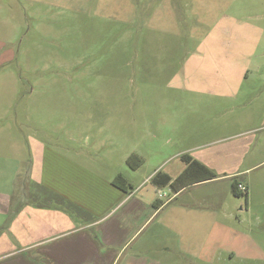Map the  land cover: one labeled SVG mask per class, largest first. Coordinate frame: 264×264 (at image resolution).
<instances>
[{
	"label": "rangeland",
	"instance_id": "obj_1",
	"mask_svg": "<svg viewBox=\"0 0 264 264\" xmlns=\"http://www.w3.org/2000/svg\"><path fill=\"white\" fill-rule=\"evenodd\" d=\"M263 114L264 0H0V154L11 157L14 147L26 162L31 137L45 145L42 184L32 181L22 199L35 210L78 215L59 199L62 157L85 173L126 181L133 153L147 159L138 179L166 160L165 170L178 171L182 154L225 173L264 140V131L231 138ZM260 173L263 181L264 163L239 183L252 191ZM221 184L229 186L231 217L219 218L229 248L185 264H264V208L255 218L244 193ZM13 209L1 221L0 244L11 246L0 264L30 262L24 238H31L21 233L45 222L35 214L31 223L14 222L20 208Z\"/></svg>",
	"mask_w": 264,
	"mask_h": 264
},
{
	"label": "crops",
	"instance_id": "obj_2",
	"mask_svg": "<svg viewBox=\"0 0 264 264\" xmlns=\"http://www.w3.org/2000/svg\"><path fill=\"white\" fill-rule=\"evenodd\" d=\"M256 119H260L255 122L256 125L250 124L246 131L234 134L231 138L264 131V114ZM248 121L254 122L251 115L248 116ZM263 149L264 140L254 150L248 146L247 152L235 157V164L229 166L225 173L218 172L215 179L193 184L176 193L169 185L156 187L153 178L158 172H162L175 179L185 165L178 171H168L163 166L166 160L138 179L135 173L147 159L133 153L142 164L135 169L130 168L134 174L130 175L127 182L132 189L124 192L111 184L115 173L112 172L108 179L85 173L84 168L62 157L58 190L60 196L57 195L62 204L66 205V201L79 211L77 216L70 217L62 209L35 210L32 203L27 205L22 200L26 188H32V181L42 184L46 147L41 141L32 142L31 137L29 160L26 162L20 157L15 158L14 147L11 149V157L0 154V230L4 229L1 221L5 213L12 210L15 215V206L20 208V213H17L14 222L23 217L31 223L32 214L37 219L45 220L46 223L42 226L25 227L21 233L31 238L24 240H31L28 248L32 246V260H20L19 264H185L186 258L197 260L210 251L229 248V228L219 221L220 216L224 220L231 217L224 206L229 186L221 184L223 181H228L232 186V180L236 179L238 186L242 185L246 189V212L253 209V214L256 215V208H264V179L260 180L263 175L259 174L257 183L253 181L252 191L249 189L251 184L245 187L238 180L248 176L251 171H259L264 163L260 155ZM180 154L181 152L175 155ZM199 162L217 170L206 161ZM47 164L50 169L54 168L50 161ZM63 165H71L75 173L70 175L69 171L67 173L63 169ZM6 168L12 172L11 176L5 177ZM207 185L211 186L207 191L208 188H205V192H190L191 189ZM158 191L165 192L166 197L159 198ZM185 193L186 196L181 198ZM239 210H243L241 206ZM77 223H81L78 228H71ZM75 233V238H67ZM62 237L66 239L65 242L52 244ZM10 246L0 244V251ZM42 246L45 248L41 249ZM37 248L40 249L35 252Z\"/></svg>",
	"mask_w": 264,
	"mask_h": 264
},
{
	"label": "trees",
	"instance_id": "obj_3",
	"mask_svg": "<svg viewBox=\"0 0 264 264\" xmlns=\"http://www.w3.org/2000/svg\"><path fill=\"white\" fill-rule=\"evenodd\" d=\"M136 158L137 157L135 155H130L127 158V163L131 169H135L142 164L141 160ZM180 159L185 164L184 170L175 179H172L165 173L158 172L153 178V183L156 187L163 188L166 185H169V188L174 193H176L185 187L203 181L213 180L217 177L216 173L212 169L200 163L189 154L181 155ZM111 184L117 189H120L124 192H129V190L132 189V186H130L120 174L114 176V178L111 180ZM237 186L238 181L236 179H233L231 186L233 195L239 197L244 193V195L247 196L246 191L240 192L237 189Z\"/></svg>",
	"mask_w": 264,
	"mask_h": 264
},
{
	"label": "built area",
	"instance_id": "obj_4",
	"mask_svg": "<svg viewBox=\"0 0 264 264\" xmlns=\"http://www.w3.org/2000/svg\"><path fill=\"white\" fill-rule=\"evenodd\" d=\"M237 189H238L240 192H245V191H246V189H245L242 185L237 186ZM157 194H158V197H159V198L166 197V193H165V192L158 191Z\"/></svg>",
	"mask_w": 264,
	"mask_h": 264
}]
</instances>
